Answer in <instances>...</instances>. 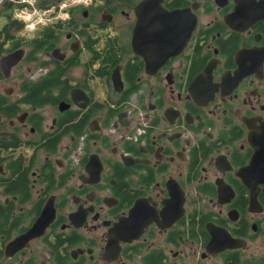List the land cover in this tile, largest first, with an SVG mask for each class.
I'll use <instances>...</instances> for the list:
<instances>
[{"label":"flooded vegetation","instance_id":"1","mask_svg":"<svg viewBox=\"0 0 264 264\" xmlns=\"http://www.w3.org/2000/svg\"><path fill=\"white\" fill-rule=\"evenodd\" d=\"M142 1L0 38V264H264V0Z\"/></svg>","mask_w":264,"mask_h":264},{"label":"water","instance_id":"2","mask_svg":"<svg viewBox=\"0 0 264 264\" xmlns=\"http://www.w3.org/2000/svg\"><path fill=\"white\" fill-rule=\"evenodd\" d=\"M157 1L156 0H143L138 7L140 10H142V14L144 11H148V13H154L155 15L159 16V18H153V20L160 21L161 25L168 20V15L166 12L162 11L160 7L152 11L150 10V6L156 5ZM163 13L164 17L162 16ZM142 20V15L139 18ZM157 26L159 29L166 28L167 25L164 24L165 26ZM24 55V50L21 51H16L13 53H10L6 56H4L1 59V63L5 64L8 67H12L13 65L17 64L23 57ZM251 128H253V131L250 133V138H251V143L253 144L255 148L254 155L252 157L251 163L244 169L240 175L243 177V180L249 190L252 193V204L255 205L256 197L258 195V191L262 188H260V184L264 185V122L261 123L259 126L258 125H251ZM264 191V187L262 188ZM137 231H141V228L139 227ZM136 231V232H137ZM232 245V244H230Z\"/></svg>","mask_w":264,"mask_h":264},{"label":"built area","instance_id":"3","mask_svg":"<svg viewBox=\"0 0 264 264\" xmlns=\"http://www.w3.org/2000/svg\"><path fill=\"white\" fill-rule=\"evenodd\" d=\"M4 0H0V4ZM15 4L14 17L30 30L35 26L63 20L72 6H89L92 0H63L51 7H38V0H11ZM23 5V7H21Z\"/></svg>","mask_w":264,"mask_h":264},{"label":"trees","instance_id":"4","mask_svg":"<svg viewBox=\"0 0 264 264\" xmlns=\"http://www.w3.org/2000/svg\"><path fill=\"white\" fill-rule=\"evenodd\" d=\"M63 0H38V7L40 8H47L51 7L57 3H60ZM100 4L107 2L110 4L112 0H98ZM14 8L15 4L11 0H4L0 5V13L3 10H6L8 13V21L7 23L0 28V38H4L5 41L13 38L15 36H18L20 38H25L26 35L23 32L25 28V24L20 21L19 19L14 17ZM20 31V33L17 35V32ZM4 42H2L3 44Z\"/></svg>","mask_w":264,"mask_h":264},{"label":"rangeland","instance_id":"5","mask_svg":"<svg viewBox=\"0 0 264 264\" xmlns=\"http://www.w3.org/2000/svg\"><path fill=\"white\" fill-rule=\"evenodd\" d=\"M21 7H23V5ZM8 13H9V11L7 12L6 10H3L0 13V28H2L7 23V21H8Z\"/></svg>","mask_w":264,"mask_h":264}]
</instances>
